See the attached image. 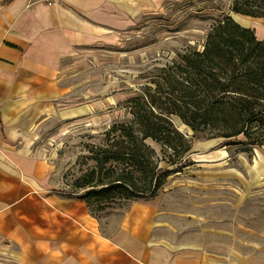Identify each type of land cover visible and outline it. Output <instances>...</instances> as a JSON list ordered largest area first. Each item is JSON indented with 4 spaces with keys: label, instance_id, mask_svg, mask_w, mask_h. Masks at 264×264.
<instances>
[{
    "label": "crops",
    "instance_id": "crops-1",
    "mask_svg": "<svg viewBox=\"0 0 264 264\" xmlns=\"http://www.w3.org/2000/svg\"><path fill=\"white\" fill-rule=\"evenodd\" d=\"M166 1L0 0V264H264V232L194 231L184 225L196 217L169 211L162 200H133L101 222L82 199L64 194L39 144L45 130L84 115L83 102L69 99L63 61L113 42ZM258 148L246 172L221 164L226 153L205 156L206 192L229 178L238 188L263 185L264 145Z\"/></svg>",
    "mask_w": 264,
    "mask_h": 264
},
{
    "label": "rangeland",
    "instance_id": "rangeland-1",
    "mask_svg": "<svg viewBox=\"0 0 264 264\" xmlns=\"http://www.w3.org/2000/svg\"><path fill=\"white\" fill-rule=\"evenodd\" d=\"M230 2L168 0L158 11L132 19L113 42L78 49L63 61L62 75L72 90L69 99L71 103L83 102L84 115L45 130L39 144L49 150L58 186L64 194L82 199L101 222L118 217L131 201L146 198L162 200L161 206L176 214H192L197 223L184 227L194 231L209 226L228 231L252 229L264 232V179L258 188H254L258 184L238 188L241 185L229 178L227 185L220 184L221 189H215L216 193L212 194L206 192L205 186L209 182L200 176V170L210 168L205 156L220 152L229 155L221 163L226 168H238L243 172L251 170V159L259 150L258 146L246 145L245 142L249 141L242 135L207 139L202 137L204 134L197 133L198 137L193 138L192 131L177 116L170 119L191 139V150L174 165L167 162L169 150L165 146L146 139L147 146L153 150L154 162L160 160L152 179L153 184L161 183L155 195L147 192L131 196L126 191L94 193L110 184L107 180L100 184L97 174H92L95 158L103 157L98 148L108 146L103 132L113 122L131 118L127 99L142 93L144 84L153 78L156 68L174 58L175 52L185 46L201 47L211 18L220 14L217 8L228 13ZM197 11L207 17H195ZM230 14L237 23L253 29L257 38L264 40L263 17ZM109 168L106 164L103 175ZM126 168L133 170L134 188L148 186L149 177H145L144 171L131 166ZM223 185L228 190L223 189ZM230 185L237 186L238 192L231 191Z\"/></svg>",
    "mask_w": 264,
    "mask_h": 264
},
{
    "label": "trees",
    "instance_id": "trees-1",
    "mask_svg": "<svg viewBox=\"0 0 264 264\" xmlns=\"http://www.w3.org/2000/svg\"><path fill=\"white\" fill-rule=\"evenodd\" d=\"M217 9L220 14L211 18L201 47L185 46L156 68L142 93L127 99L131 118L115 121L103 132L108 146L98 148L103 157L95 158L92 174L100 184H110L95 194L155 195L161 183L152 179L160 160L154 162L146 139L169 150L170 165L191 150V139L173 125L171 116L193 138L197 133L207 139L242 135L250 147L264 145V40L230 14L264 18V0H231L230 12ZM195 17L207 16L197 11ZM106 164L110 168L103 175ZM126 166L144 171L148 186L134 188L133 170Z\"/></svg>",
    "mask_w": 264,
    "mask_h": 264
},
{
    "label": "built area",
    "instance_id": "built-area-1",
    "mask_svg": "<svg viewBox=\"0 0 264 264\" xmlns=\"http://www.w3.org/2000/svg\"><path fill=\"white\" fill-rule=\"evenodd\" d=\"M55 1L56 0H31V2H43V3H47V4H51Z\"/></svg>",
    "mask_w": 264,
    "mask_h": 264
}]
</instances>
